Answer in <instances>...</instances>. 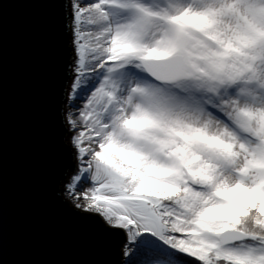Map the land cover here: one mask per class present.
<instances>
[{
	"label": "snow or ice",
	"instance_id": "1",
	"mask_svg": "<svg viewBox=\"0 0 264 264\" xmlns=\"http://www.w3.org/2000/svg\"><path fill=\"white\" fill-rule=\"evenodd\" d=\"M44 2L67 37L64 202L119 264H264V0Z\"/></svg>",
	"mask_w": 264,
	"mask_h": 264
},
{
	"label": "water",
	"instance_id": "2",
	"mask_svg": "<svg viewBox=\"0 0 264 264\" xmlns=\"http://www.w3.org/2000/svg\"><path fill=\"white\" fill-rule=\"evenodd\" d=\"M60 3L0 9V264H119L96 220L64 202L72 167L62 123L68 59Z\"/></svg>",
	"mask_w": 264,
	"mask_h": 264
},
{
	"label": "rangeland",
	"instance_id": "3",
	"mask_svg": "<svg viewBox=\"0 0 264 264\" xmlns=\"http://www.w3.org/2000/svg\"><path fill=\"white\" fill-rule=\"evenodd\" d=\"M67 135H69L68 133H66V137H67ZM61 189H62V186H61V184H60V193H61Z\"/></svg>",
	"mask_w": 264,
	"mask_h": 264
},
{
	"label": "bare ground",
	"instance_id": "4",
	"mask_svg": "<svg viewBox=\"0 0 264 264\" xmlns=\"http://www.w3.org/2000/svg\"><path fill=\"white\" fill-rule=\"evenodd\" d=\"M62 110H63V104H62ZM66 138H67V137L65 136V142H66ZM61 186H62V183H61Z\"/></svg>",
	"mask_w": 264,
	"mask_h": 264
}]
</instances>
